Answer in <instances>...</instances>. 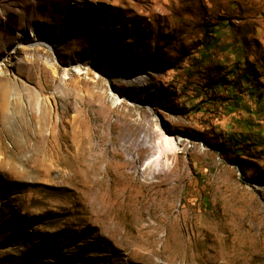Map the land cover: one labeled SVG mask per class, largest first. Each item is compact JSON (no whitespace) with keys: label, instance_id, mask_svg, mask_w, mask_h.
I'll list each match as a JSON object with an SVG mask.
<instances>
[{"label":"rangeland","instance_id":"obj_1","mask_svg":"<svg viewBox=\"0 0 264 264\" xmlns=\"http://www.w3.org/2000/svg\"><path fill=\"white\" fill-rule=\"evenodd\" d=\"M0 264H264V0H0Z\"/></svg>","mask_w":264,"mask_h":264},{"label":"bare ground","instance_id":"obj_2","mask_svg":"<svg viewBox=\"0 0 264 264\" xmlns=\"http://www.w3.org/2000/svg\"><path fill=\"white\" fill-rule=\"evenodd\" d=\"M20 42V41H19ZM49 47H51V45L49 44L48 45ZM92 61V60H91ZM79 70H80V68H79ZM138 80H139V82L140 83H143V80L141 79V78H138ZM164 137V141H165V144H166V146H160L159 147V157L155 160V164L156 165H159V163H163L161 160H160V157L161 156H166L167 154H169V149L167 148V146H172V145H174L173 147H171V149H175V142H173L172 141V137L170 136V135H164L163 136ZM163 142V141H162ZM176 145H178V143L176 142ZM165 163V162H164ZM157 167H162V168H164V166L163 165H161V166H157Z\"/></svg>","mask_w":264,"mask_h":264}]
</instances>
